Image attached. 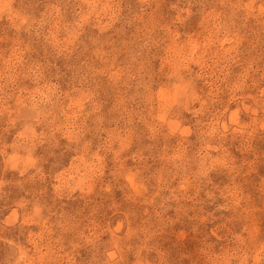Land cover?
<instances>
[{
    "label": "clouds",
    "instance_id": "obj_1",
    "mask_svg": "<svg viewBox=\"0 0 264 264\" xmlns=\"http://www.w3.org/2000/svg\"><path fill=\"white\" fill-rule=\"evenodd\" d=\"M0 264H264V0H0Z\"/></svg>",
    "mask_w": 264,
    "mask_h": 264
},
{
    "label": "rangeland",
    "instance_id": "obj_2",
    "mask_svg": "<svg viewBox=\"0 0 264 264\" xmlns=\"http://www.w3.org/2000/svg\"><path fill=\"white\" fill-rule=\"evenodd\" d=\"M131 7H135L134 3L131 5Z\"/></svg>",
    "mask_w": 264,
    "mask_h": 264
}]
</instances>
